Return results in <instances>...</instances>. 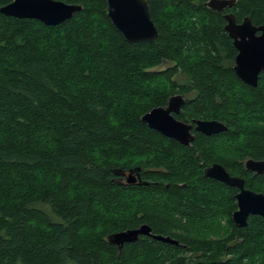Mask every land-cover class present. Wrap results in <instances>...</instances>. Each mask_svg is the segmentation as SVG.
Returning a JSON list of instances; mask_svg holds the SVG:
<instances>
[{"label": "trees", "instance_id": "obj_1", "mask_svg": "<svg viewBox=\"0 0 264 264\" xmlns=\"http://www.w3.org/2000/svg\"><path fill=\"white\" fill-rule=\"evenodd\" d=\"M56 1L83 9L54 27L0 13V264H264V219L238 228L237 190L201 165L264 194L243 163L264 160V72L256 88L236 76L223 14L211 0H146L159 37L132 44L107 0ZM233 1L238 23L264 25V0ZM192 91L180 120L226 133L185 147L142 123ZM142 225L179 244L108 241Z\"/></svg>", "mask_w": 264, "mask_h": 264}, {"label": "water", "instance_id": "obj_2", "mask_svg": "<svg viewBox=\"0 0 264 264\" xmlns=\"http://www.w3.org/2000/svg\"><path fill=\"white\" fill-rule=\"evenodd\" d=\"M107 3L109 19L129 43L153 42L158 39L159 32L151 18L146 0H107ZM233 5V0H211L207 3L209 8L217 12H223L226 7ZM82 9L80 5H70L56 0H13L12 3L0 8V13L20 20H37L46 26L54 27L71 20ZM224 18L227 22L225 31L238 51L235 74L245 84L256 88L259 76L264 71V25L256 26L250 18L238 23L233 13L226 14ZM183 104L182 95L172 96L167 107L152 109L141 118V121L161 135L188 146L193 141L190 133L192 126L172 115L178 114ZM196 124L197 130L208 136L228 130L222 123L214 121H196ZM246 167L257 174L264 173V161L249 160ZM140 171V168L131 170L126 178L127 183L136 184L140 181ZM205 176L239 189L236 195L237 210L232 215L233 222L238 228H246L251 216H260L264 219V194L246 189L243 179L232 177L218 164L207 169ZM139 184L147 185L142 182ZM141 236L172 245L179 244L170 237L153 234L148 225L112 234L108 241L122 250L126 244L137 242Z\"/></svg>", "mask_w": 264, "mask_h": 264}, {"label": "flooded vegetation", "instance_id": "obj_3", "mask_svg": "<svg viewBox=\"0 0 264 264\" xmlns=\"http://www.w3.org/2000/svg\"><path fill=\"white\" fill-rule=\"evenodd\" d=\"M230 8H232V7H226L225 8V10L223 11V12H219V13H221V14H223V16H225L226 14H230L229 12H228V9H230ZM225 19V18H224ZM226 21V20H225ZM227 23V22H226ZM228 34V33H227ZM231 39V38H230ZM232 40V39H231ZM233 41V40H232ZM233 45H234V42H233ZM235 47V46H234ZM236 49V48H235ZM236 51H237V49H236ZM237 54H238V51H237ZM237 54H236V56H237ZM236 56H235V59H236ZM236 63V62H235ZM236 65V64H235ZM235 65H234V67H235ZM264 72V71H263ZM262 72V73H263ZM261 73V74H262ZM261 74H260V76H261ZM260 76H259V81H260ZM241 80V79H240ZM242 81V80H241ZM243 82V81H242ZM244 83V82H243ZM245 84V83H244ZM245 85H247V84H245ZM259 85V84H258ZM247 86H249V85H247ZM251 87V86H250ZM254 88V87H253ZM191 95H189L188 97H184L183 95H182V97L184 98V104H183V106L180 108V112L177 114V113H172V115L177 119V120H179V121H181V122H183V123H185V124H188V125H191L192 126V129H191V131H190V133H191V135H192V137H193V141H191L190 142V144L188 145V146H185V147H191L192 146V144L196 141V138H197V136L198 135H203V136H206V137H214V136H218V135H221V134H223V133H226L227 131H224V132H221V133H217V134H213V135H211V136H208V135H205L204 133H202V132H200V131H198L197 130V124H196V121H214V122H218V123H222L225 127H227V125L225 124V123H223V122H221V121H219V120H216V119H192V120H190L189 122H184V121H182V120H180V115L184 112L185 113V111H186V106L189 104V102H191V101H194L195 99H196V97H195V95H196V92H194V91H192L191 93H190ZM167 105H168V103H167ZM167 105L166 106H162V107H167ZM227 129H228V127H227ZM173 140V139H172ZM177 142V141H176ZM184 146V145H183ZM197 157H199V155H197ZM249 160H254V161H264V160H255V159H253V158H246L245 160H244V165H245V168H246V170L248 171V172H250V173H253L255 176H257V175H262V174H264V173H262V174H257L256 172H253V171H249L248 169H247V167H246V164H247V162L249 161ZM216 164H218V165H221V166H223L225 169H226V167L224 166V165H222L220 162H218V161H210V162H202L201 163V165L203 166V169H204V175H205V171L207 170V169H209L210 167H213L214 165H216ZM227 170V169H226ZM227 172H228V170H227ZM229 174H230V172H228ZM128 174V173H127ZM129 175V174H128ZM231 175V174H230ZM232 177H237V176H233V175H231ZM237 178H241V177H237ZM210 179V178H209ZM241 179H243V178H241ZM213 180V179H212ZM244 181H245V188L246 189H248V190H251V189H249V188H247L246 187V180L245 179H243ZM123 181H124V183H127V181H126V177H124L123 178ZM219 182V181H218ZM233 188V187H232ZM236 190H237V193H236V195L239 193V189H237V188H235ZM251 191H253V190H251ZM254 192V191H253ZM236 195H235V198H236ZM236 202H237V200H236Z\"/></svg>", "mask_w": 264, "mask_h": 264}, {"label": "rangeland", "instance_id": "obj_4", "mask_svg": "<svg viewBox=\"0 0 264 264\" xmlns=\"http://www.w3.org/2000/svg\"><path fill=\"white\" fill-rule=\"evenodd\" d=\"M170 66V64H165L163 67H161V68H167V67H169Z\"/></svg>", "mask_w": 264, "mask_h": 264}]
</instances>
